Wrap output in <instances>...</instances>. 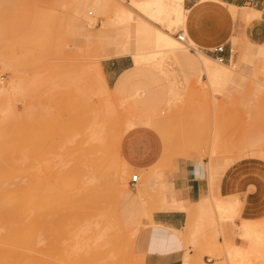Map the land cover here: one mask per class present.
<instances>
[{
	"label": "rangeland",
	"instance_id": "1",
	"mask_svg": "<svg viewBox=\"0 0 264 264\" xmlns=\"http://www.w3.org/2000/svg\"><path fill=\"white\" fill-rule=\"evenodd\" d=\"M113 1L132 11L135 19L117 23L121 18L116 19L112 5L103 10L104 15L91 7L92 0H0V40L5 44L4 58L0 56L5 62L0 58V82L5 87L0 92V206L21 210L24 219L22 226L1 224L2 247L24 251L22 257L2 253L0 264H144L149 213L165 202L173 175L198 162H206L211 194L196 203L178 204L187 210L190 223L185 233L174 230L185 242L187 264H214L226 236L249 250L257 245V236L264 238V205L258 202V197L264 198V183L258 179L264 168L255 163H264V44L247 40L250 36L254 42L264 41L262 14L253 10V20L260 16L261 27L239 30L228 21L226 6L207 2L222 12L217 45L202 49L187 40L180 46L182 56L166 50L151 63L119 57L131 67L137 63L143 71L119 90L115 89L118 78L111 79V92L106 94L96 60L110 57L101 61L107 70L110 60L119 59L114 58L117 41L133 49L129 37L143 16L135 2L150 0ZM245 11L232 9L236 23L251 22L243 16ZM160 19L157 27L164 32L175 38L187 36L186 29L173 25L171 15ZM218 45H225L230 54L225 63L210 52ZM223 65H234L245 77L236 74L232 82L216 86L212 82V89L205 86L209 72L230 71ZM194 88L203 95L193 93ZM89 127L94 131L91 138ZM149 132L159 144L158 158L148 166L132 162L154 151ZM85 147L106 151L99 153L97 173L107 165L112 168L110 179L103 178L101 188L94 185L87 199L82 183L71 190L62 182L78 175L90 181L86 169L93 166V159L85 158ZM237 165L239 171L251 168L250 189L255 192L244 203L237 193L217 194L220 176ZM134 175H139V183L132 187ZM40 181L54 186L32 188ZM62 191L73 193L68 200L71 208L53 202ZM214 202L236 207L221 217ZM246 205L255 214L246 216ZM245 223L251 234L240 239ZM195 226L197 235L189 240L186 232ZM103 229L104 239L97 238ZM205 229L207 238L217 236L213 245H205ZM12 236L14 240L7 241ZM262 253L257 259L251 255L253 264H264Z\"/></svg>",
	"mask_w": 264,
	"mask_h": 264
},
{
	"label": "crops",
	"instance_id": "2",
	"mask_svg": "<svg viewBox=\"0 0 264 264\" xmlns=\"http://www.w3.org/2000/svg\"><path fill=\"white\" fill-rule=\"evenodd\" d=\"M209 1L226 6L229 11L228 21H232L235 25L237 24L239 30L242 27L255 29L262 26V23L259 22L260 16L248 24H245L243 21H239L238 23L235 22L232 9L235 8L241 12L247 10L241 7L246 6L245 0H184L185 9L188 11L185 24L186 37L187 40H191L196 47L199 46L202 49H209L217 45L221 40L222 12H218V9H211L212 5L207 3ZM214 7L218 8V6ZM251 8L258 11V7H250L248 9ZM254 29L252 30L254 31ZM233 38L232 36V39ZM247 40L254 45L264 44V41L262 43L254 42L250 36L247 37ZM124 49L127 48L124 47ZM197 51L199 52L198 49ZM127 54L129 55V53L126 52L123 55L114 56V58L128 56ZM129 56L131 57V55ZM206 56L213 59L208 55ZM225 56L227 58L230 57L228 50ZM213 60L215 61V59ZM109 62L108 69L106 70V68H103V73L105 77L107 75L106 80L108 86L111 79L118 78L115 86L117 90L121 89L124 85L128 86L133 76L143 71V68L135 64L134 67H131L126 58L113 59ZM228 67L230 69H227L230 71L220 70L218 72V76L213 80L214 86L232 82L236 74H241L242 77L244 76L243 73H239V71L235 69L234 65ZM149 133L153 140L154 151L151 152L149 157H135L132 162L142 163L148 166L149 163L152 165L156 161V158H158L157 156L160 152L159 144L154 135H152V132ZM255 161L260 169L264 168L263 162ZM239 167L238 165L234 166L220 176L217 182V194L222 193L227 195L230 192H234L237 193L241 202L244 203L249 199L250 193H254L255 190L250 189L252 182L251 168H242V170L239 171ZM258 179L264 183V173H261ZM167 184L169 186V194L164 195L163 200L165 202H161L159 207L149 213L147 224L149 229L146 231L144 264H178L184 260V256L187 254L185 242L176 232L185 233L183 229L186 224L189 225L190 220L186 212L187 210L180 209L178 204L182 201H186V203L189 202V204L196 203L200 199L207 198V196L211 194V175L207 169L206 162H198L190 167H181L180 171L173 175L172 182L168 181ZM169 201L172 202V205H169ZM258 202L263 206L264 198L258 197ZM253 214H255V209L250 205H246L245 215L251 216ZM197 230L198 228L195 226L190 232H186L189 240H192L197 235ZM207 232L208 229H205L203 232L205 245L217 239L215 234L207 238Z\"/></svg>",
	"mask_w": 264,
	"mask_h": 264
},
{
	"label": "bare ground",
	"instance_id": "3",
	"mask_svg": "<svg viewBox=\"0 0 264 264\" xmlns=\"http://www.w3.org/2000/svg\"><path fill=\"white\" fill-rule=\"evenodd\" d=\"M117 2V1H116ZM115 1L113 0H92L91 2V7H93V9L99 13L100 11L101 12H105L103 11L104 9H107L106 7H108L109 9V4L110 6L112 5L115 11V17L116 19L118 18H121L119 19L120 21L117 20V23L123 21L124 19H126V21H131V20H134V16H132L131 12H129L123 5L121 4H118V2L116 3ZM123 3V2H121ZM134 5V4H133ZM135 5L136 7L141 11H137L140 12L139 14L142 13L143 16H141L137 23V26H136V29L135 31L133 32V35H131L129 38H131V41L129 42L131 45H133V49L130 47V45H127L126 44H122L120 42H116V55L115 56H118V55H123L125 54L126 52L129 53V55H131V57L133 59H135L136 62H143V63H151L153 61H155V59L157 58L158 54L160 52H163V51H166V50H170V52L172 51H175L177 52L178 56H182L179 52H180V46L182 43L185 44V42H181L179 40V38H175L173 36H171L170 34H168L167 32H164L163 30H161V28L157 27V24L160 25L161 23V19H160V16L162 15H171L173 17V25L175 26H181L182 29H186V19H187V14H188V11L185 9V6H184V0H150V1H147V2H135ZM111 8V7H110ZM111 9V10H112ZM52 11V10H51ZM44 12V11H43ZM49 12V11H47ZM112 12V11H110ZM46 13V11H45ZM109 13V12H108ZM42 14V13H41ZM40 14V15H41ZM53 14V13H52ZM102 14V13H101ZM104 15H107V12L104 13ZM103 15V16H104ZM43 16V15H42ZM242 16V15H241ZM243 16L245 17V19L249 22V21H253V9H247L244 13H243ZM242 16V17H243ZM133 19H132V18ZM137 18V17H136ZM41 20V18H40ZM112 21V19H108V22L110 24V21ZM138 20V19H137ZM114 21V19H113ZM133 22V21H132ZM115 23V22H114ZM122 23H126V22H121ZM39 24V25H38ZM38 24L36 23V26L35 28L38 26H40V23L38 22ZM107 24V21L106 23L104 24L106 26ZM108 24V25H109ZM107 25V26H108ZM115 25V24H114ZM120 25V24H119ZM111 26H112V23H111ZM110 28V27H109ZM40 30V29H39ZM169 30V29H168ZM25 37V36H24ZM186 37V36H185ZM22 39V38H21ZM133 39V40H132ZM6 42V41H5ZM186 42H187V37H186ZM11 43V41H10ZM27 43V42H26ZM4 46L5 44L2 43V41L0 40V56L3 55V51H4ZM22 46V45H21ZM127 48V49H124ZM11 48V47H10ZM135 48V49H134ZM10 50V49H9ZM23 52V51H22ZM200 52V51H199ZM203 54V53H201ZM128 55V54H127ZM128 55V56H129ZM205 55V54H204ZM206 56V55H205ZM3 57V56H2ZM1 58V60L4 58ZM110 57H103L99 60H96V69L98 71V75H99V78H100V83L102 85V88L104 89V91L106 92H111L108 84H107V80H106V77L103 73V65L101 63V61L103 59H109ZM211 59V58H210ZM93 60V59H92ZM91 61V60H90ZM92 63H94L93 61H91ZM3 65L5 64L4 60H2L1 62ZM89 63V62H88ZM137 64V63H135ZM86 66V65H85ZM90 66V65H89ZM223 66H226V68H229L227 65H223ZM79 68V67H78ZM77 68V69H78ZM83 68V67H82ZM87 67H85L86 69ZM83 68V70H85ZM230 69V68H229ZM95 70V69H94ZM233 70V69H231ZM87 71H90V69L87 68ZM80 72V71H79ZM83 72V71H81ZM91 72V71H90ZM93 72V71H92ZM236 72V70H235ZM2 73V72H1ZM89 73V72H88ZM237 73V72H236ZM241 73V72H239ZM218 72H215V73H212V72H209L208 75H209V79H208V76H207V79L208 81L205 82V86H208L209 88L212 89V82L214 80L215 77L218 76ZM84 75V74H83ZM86 75V74H85ZM95 75V73H94ZM93 75V76H94ZM241 75V74H240ZM82 76V75H81ZM92 76V75H90ZM88 77V76H87ZM95 77V76H94ZM228 77V76H227ZM245 77V76H244ZM93 78V77H92ZM1 79V78H0ZM94 79V78H93ZM204 83V82H203ZM208 83V84H206ZM99 84V83H98ZM15 85V84H14ZM204 85V84H203ZM99 86V85H97ZM96 86V87H97ZM203 87V86H202ZM99 88V87H98ZM208 88V89H209ZM96 89V88H95ZM100 89V88H99ZM193 89V88H192ZM204 89H207V88H202V90L205 92ZM5 90V87H4V84L3 82L1 83L0 82V92ZM97 91V90H95ZM193 93L195 92L196 95H199L198 93H200L199 96L203 95L201 94V90H198L197 88H194V90H191ZM198 91V92H197ZM208 91V90H207ZM87 92V91H86ZM101 92V91H100ZM4 93V92H3ZM33 93V91H32ZM103 93V92H102ZM104 94V93H103ZM102 94V95H103ZM109 94V93H108ZM110 95V94H109ZM106 96V95H105ZM100 98V97H99ZM106 101V100H105ZM101 103V102H100ZM99 103V104H100ZM103 103V102H102ZM110 103V101H109ZM113 103V102H112ZM106 104V103H104ZM109 106V104H106ZM106 105H103V106H106ZM114 106V105H113ZM105 109V107H104ZM106 111V110H105ZM104 111V112H105ZM115 111V110H114ZM112 112V113H111ZM110 113L113 114V111H111ZM107 113V112H106ZM117 113V112H116ZM109 115V112L107 113ZM106 114V115H107ZM97 115V114H96ZM101 115V114H100ZM104 115V114H103ZM102 115V116H103ZM109 117V116H108ZM92 121V120H91ZM108 121V120H107ZM151 121V120H150ZM128 123V122H127ZM126 123V124H127ZM154 124V123H153ZM102 126V125H101ZM122 126V125H121ZM100 127V126H99ZM102 129V128H101ZM107 131V130H106ZM87 136L89 138H91L94 134V131L92 130V128H88L87 129ZM100 132V131H99ZM98 132V133H99ZM79 133V132H78ZM105 133V132H104ZM80 134V133H79ZM83 134V133H82ZM81 134V135H82ZM106 134V133H105ZM82 139V138H81ZM105 139V138H104ZM103 141V139H102ZM105 142V141H104ZM103 142V144H104ZM87 145V144H86ZM99 144H97V147H98ZM83 146V145H82ZM103 147V146H102ZM86 148V147H85ZM100 148V147H99ZM84 149V148H83ZM233 149V148H232ZM235 149V148H234ZM106 152V151H104ZM103 150H93L92 148H86V151L84 149V156L85 158H89V159H93V166L91 167H88L87 170V173L89 174L90 176V181H85L80 177V175H78L77 178L76 176L70 180L67 179H64L62 180V182L66 185V187H69V188H72L71 190H75L73 189L76 185L77 182H80L82 183L83 185V188L85 189V192H86V197L85 199L89 198V196H91L92 194V191L94 190V185H97L99 188H101L102 186V181L103 178H107L106 180H109L110 177L108 175V172L111 168V166L106 167V169H104L103 172H100V173H97L96 171V162H97V158L99 157V153L103 154L104 153ZM250 152V151H249ZM88 159V160H89ZM91 161V160H90ZM89 162V161H88ZM80 163V162H79ZM78 163V164H79ZM84 164V163H83ZM106 164V163H105ZM111 164V163H110ZM80 165V164H79ZM82 166V164H81ZM80 166V168H81ZM77 167V166H76ZM84 168H87V167H84ZM212 169V168H211ZM76 170V169H75ZM79 172V171H78ZM264 172V171H262ZM213 174V173H212ZM50 182V181H49ZM49 182H47V185L40 181V182H37V184L34 185V187L32 188H51L53 187L54 185H50ZM24 183V182H23ZM53 184V183H52ZM70 190V191H71ZM33 193V192H32ZM73 194L71 192H67V191H62L61 193H59V195L57 196H53V202H58V201H61L63 202L66 206H68L69 208H71L73 206V204L71 202H69V196ZM47 203L49 204L48 200H47ZM216 205L215 209V213L216 214H219L221 215V217L223 216V213L226 214L228 213L229 210L231 209H234L236 207V205H231V206H228V207H224V206H221L219 204H217L216 202H214ZM227 216V215H225ZM224 216L225 219H227L226 217ZM218 219V218H217ZM219 220V219H218ZM221 220V219H220ZM219 220V221H220ZM224 220V219H223ZM9 223L11 225H14V224H20L21 226L24 224V219L22 217V213H21V210H4V208L2 206H0V227H1V224L2 223ZM244 228L240 231L239 233V237L240 239H244L246 238L247 235L251 234V230H250V226L249 224L245 223L243 224ZM220 231H222V227L220 225V223L218 222V226ZM107 228V227H105ZM110 228V227H109ZM107 228V229H109ZM218 229V230H219ZM109 231V230H108ZM104 229L102 231L99 232V234L97 235V238L99 239H104ZM258 237V242H257V245L253 246L251 250H249L247 247L243 246L241 243H237L234 238H230V236H226L224 237L223 239V242L221 243L220 245V251L219 253L217 254V256L215 257V263L214 264H253V259L251 257L252 254L255 255V259H257L258 257H260L263 253L262 251H264L262 248L260 247H264V238L263 237H260V236H257ZM129 238V237H128ZM7 241H13L14 240V236L12 237H8L6 238ZM239 239V240H240ZM130 241V240H129ZM215 242H212L211 244L213 245ZM259 244V245H258ZM208 245V244H207ZM258 246V248H257ZM10 247V245H9ZM20 252L18 250H9V249H4L2 247V243H0V255L2 253H5L6 251L8 253H11V255H16L18 257H22V253L24 251V248H20L19 249ZM110 255V254H109ZM112 255V254H111ZM187 257H188V254L186 255V260H184V263L183 264H187ZM211 261V260H209ZM204 264H208V263H204Z\"/></svg>",
	"mask_w": 264,
	"mask_h": 264
},
{
	"label": "built area",
	"instance_id": "4",
	"mask_svg": "<svg viewBox=\"0 0 264 264\" xmlns=\"http://www.w3.org/2000/svg\"><path fill=\"white\" fill-rule=\"evenodd\" d=\"M245 4L248 7H258V11L262 14V20L264 21V0H245ZM178 38L181 42H186L184 33L179 34ZM210 52L216 56V59L219 61V63H225L228 60V58L225 56L227 52L225 45H218L214 49L210 50ZM229 59H231V57H229ZM138 183L139 175H134L130 184L132 187H135Z\"/></svg>",
	"mask_w": 264,
	"mask_h": 264
}]
</instances>
